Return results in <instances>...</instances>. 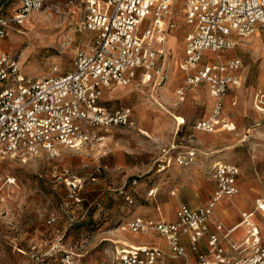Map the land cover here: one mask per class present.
<instances>
[{
  "label": "built area",
  "instance_id": "obj_1",
  "mask_svg": "<svg viewBox=\"0 0 264 264\" xmlns=\"http://www.w3.org/2000/svg\"><path fill=\"white\" fill-rule=\"evenodd\" d=\"M46 0H19L10 16L0 14V38L11 23H23ZM80 31L88 37L84 46H77L72 67L59 72L28 77L21 72L18 60L6 51L0 52V167L6 155L29 157L43 151L51 156L60 147L96 150L106 153V130L114 125H127L131 109L110 107L102 101V93L112 84L126 85L140 77L145 83L165 79V41L173 26L169 16L170 0H82ZM184 35L180 68L185 72L183 83L176 89L182 97L193 85L205 84L213 98V107L206 119L195 128L214 131L217 126L232 130L233 122L221 121L223 96L229 87L239 84L238 71L242 59L220 57L219 53L235 46L237 36L250 34L257 25H264V0H183ZM86 47V48H85ZM216 55L209 60L206 52ZM206 57V58H205ZM159 85V84H158ZM264 100V86L259 93ZM171 161L167 157L164 163ZM174 161L188 165L197 161L193 148L179 151ZM164 163L159 167H164ZM208 172L216 188L204 204L195 208L180 203L172 221L136 216L127 222L132 231H155L163 236L172 251L187 264L181 236H187L192 250L197 251L196 264H264V238L257 212L264 213V198L254 201L253 210L240 212L239 221L222 231L221 223L209 229L210 214L221 197L230 198L237 191L239 167L232 162L214 160ZM13 184L14 177H7ZM68 196L78 206L82 197V181H68ZM153 189L148 194H153ZM126 198L131 201L128 195ZM86 214V209L81 213ZM54 217L48 219L51 223ZM237 226L245 235L236 241L231 233ZM206 235L205 248L198 250V241ZM56 247L52 244L46 254ZM114 264H170L157 247L131 246L115 251ZM56 264H76L72 253L64 251Z\"/></svg>",
  "mask_w": 264,
  "mask_h": 264
},
{
  "label": "rangeland",
  "instance_id": "obj_2",
  "mask_svg": "<svg viewBox=\"0 0 264 264\" xmlns=\"http://www.w3.org/2000/svg\"><path fill=\"white\" fill-rule=\"evenodd\" d=\"M177 2L179 8L183 6V0ZM18 4L19 0H0V14L12 15ZM82 11V0H46L23 23H11L6 36L0 38V52L6 51L18 63L20 61L21 72L28 77L46 75L56 64L59 72H67L72 67L76 47L88 42V37L79 28ZM173 14L170 13L168 17L174 25L176 18ZM184 25L185 28L180 32L183 39L188 30L183 20ZM255 32L258 36L254 37ZM56 34L58 36L54 37ZM235 40L233 48L219 55L222 58L238 56L242 59L243 65L238 71L240 84L231 85L223 96L224 109L220 117L226 113L229 119H233L231 106L237 107L233 104L236 98L243 115H238L240 121L233 120L236 124L240 123L237 126L239 135L246 137L234 145L218 144L207 153L218 155L228 151V162L236 163L241 171H251L258 179L256 171L264 166V159H258L260 150L264 148V137L260 136L264 131L259 130L264 127V112H260L259 117L256 114L257 118L250 107V98L253 106L254 93L260 92L264 86V80L259 82L257 78L264 70V25L255 26L250 34L237 36ZM166 47H169L167 43ZM182 55L183 50L176 59L175 72L178 71L177 65L179 61L181 63ZM205 55L209 60L216 58L209 51ZM172 57L171 49L165 55L166 78L162 84L157 85L152 79L143 85L140 84V77H137L120 87L125 89V98L105 100L103 93L102 100L106 105L128 106L132 112L127 125H114L106 130L105 134L112 139L111 143L105 140L106 153L60 147L54 156L43 151L29 157L6 155L7 160L2 161L0 167V264H56L64 251L72 253L76 264H114V244L108 237H113L112 233L121 226L128 228L127 222L134 206L146 199L148 188L155 180L154 175L150 176L152 171L149 166L160 157L161 147L171 139L178 126L174 121L164 127L139 123L134 107L139 100L142 103H147L149 99L157 100L159 91L164 88L173 92L175 98L185 72L179 67L175 81L170 80ZM136 83L138 87H135ZM131 85L134 88H129ZM242 100L248 104L244 105ZM259 104L264 107V100ZM178 105L168 107L172 113L180 114L174 115L178 122H185L183 132L195 134V124L205 117L206 112L210 113L211 105L208 107L203 95L189 100L185 108ZM234 113H239L238 108ZM178 127L181 128V124ZM251 127L256 129L251 132ZM140 128L145 129L148 135L140 133ZM255 143L259 145L254 149ZM117 157L122 161L121 166L114 165ZM196 162L200 164V159ZM127 170L132 172L127 173ZM8 176L14 177L13 184L7 181ZM72 178L82 181V201L78 206L68 196L67 183ZM85 209L86 214L83 216L81 213ZM51 216L54 220L48 223ZM218 222L222 224L224 232L226 225L220 219L214 221ZM261 223L264 227V218ZM53 243L56 244L54 251L46 254Z\"/></svg>",
  "mask_w": 264,
  "mask_h": 264
},
{
  "label": "crops",
  "instance_id": "obj_3",
  "mask_svg": "<svg viewBox=\"0 0 264 264\" xmlns=\"http://www.w3.org/2000/svg\"><path fill=\"white\" fill-rule=\"evenodd\" d=\"M121 86L124 85H115L106 89L104 99H113L117 97L125 98V89L120 88ZM196 91H200L203 94L199 95ZM202 95L205 97L208 107L211 105L212 110L213 98L207 91L205 84L191 86L182 96L184 97L183 101H181L177 95H175V99L173 92L164 88L162 91H159L157 100L149 99L150 101H147V103L144 104H142V101L140 100L139 102H136L134 107L139 123L154 127H164L169 122L174 121L178 126L181 124V128L177 126L176 129H174L171 139L161 147L160 157L153 162V165L149 166L152 171L150 176L154 175L155 180L149 186L148 190L153 189V194L146 193V199L140 204L134 206L129 220L136 216H141L143 218H151L154 220L172 221L175 219L176 209L180 203H185L190 207L195 208L206 204L211 198L210 195H212V191L215 190L216 183L208 172V167L214 160L228 162L230 158L228 156V151H226L227 153L223 152L218 155H211L207 152L218 144L227 143L229 146L234 145L244 140L246 135L242 137L239 135L237 126L240 123L238 122L236 124L233 120L240 121L238 115H243L242 109L238 106L239 104L237 103L236 98L233 100V104H236L237 107L231 106L233 119H229V116L226 113L221 116L223 120L228 119L227 121L233 122L234 128L232 130L217 126L214 131L196 129L195 134L193 132H183L182 128L185 122H178L177 119L174 118V115L180 114L172 113L168 106H176L179 104L178 106L185 108L189 104V100H195ZM251 102L252 99L250 98V107L253 108ZM242 103L244 105L248 104L244 103L243 100ZM236 108L239 110L237 115L234 113ZM253 111L254 110L252 109V112ZM210 113L208 114V112H206L204 114L205 117H202L199 120L206 119ZM254 115L256 116V114ZM260 115H258V117ZM253 129L256 128H249L251 132ZM259 130L261 132L264 131V127ZM138 131L144 135H148V132L143 128L138 129ZM262 135L264 134H261L260 136L264 137ZM106 139L109 143L112 142L109 135H106L105 140ZM258 145L259 144L255 143L253 145L254 149ZM187 148H193L195 150L196 158L200 159V164L199 162H196L184 167L185 165L182 166L174 161V155L179 151H185ZM260 153L261 155L258 159H264V148L260 150ZM167 157H171V161L164 163V160ZM163 163L164 167H159ZM114 165H122V161L119 157L115 159ZM129 172H132V170H127V173ZM256 176L258 179H255L254 173L251 171H248L247 169L241 171V169H239L237 176L238 193L231 198H225L222 201H219V199L216 202L213 214L210 216L209 229L211 231L213 230L211 227L212 222L219 219L226 225V228L234 226L239 221L241 211L253 210L255 199L258 197L264 198V166L261 167L260 171H256ZM256 216L262 227L261 219L264 218V213L258 211ZM244 235L245 229L241 226L234 228L231 233V236L234 239H241ZM112 236L113 237L108 238H110L114 244L112 250L113 255L115 254V251H118L123 247L128 248L131 246L148 245L160 249L163 253V258L168 263L185 264L182 257L172 253L167 240L155 231H132L129 228L121 226L112 233ZM262 238H264V227H262ZM205 242L206 235L198 241L199 251L204 250ZM180 243L185 247L188 256L187 264H196L197 251L191 249L188 237L185 235L181 236ZM89 264H92V262Z\"/></svg>",
  "mask_w": 264,
  "mask_h": 264
},
{
  "label": "bare ground",
  "instance_id": "obj_4",
  "mask_svg": "<svg viewBox=\"0 0 264 264\" xmlns=\"http://www.w3.org/2000/svg\"><path fill=\"white\" fill-rule=\"evenodd\" d=\"M170 3H171V5H172V7H171V9H170V7H169V16H170V13H174L173 14V16L175 15V18H176V23L173 25V28H172V31H171V34H170V37L167 39V42L165 41V45H166V43H167V45L169 46V47H167L168 48V50H171L172 49V54H173V57H172V59L170 60L171 61V64L173 65V69L171 70V73H170V75H169V78H170V80L171 81H175V73H178V71H180L179 70V67H180V61L178 62V71L177 72H175V69H174V65H176V59L179 57V56H181V54H182V50H183V47H184V39H183V37H181L180 36V32L182 31V29H183V27L185 28V25L183 26V20L184 19H182V13H183V11H184V5L183 6H181L180 8H179V6H177V0H170ZM47 9V8H46ZM34 12H36V11H34ZM34 12H32V13H34ZM46 12V11H45ZM31 13V14H32ZM255 28V27H254ZM254 30V29H253ZM16 33V32H15ZM17 34V33H16ZM257 35V33L255 32L254 33V37ZM56 36H58L57 34L54 36V37H56ZM62 36V35H61ZM258 36V35H257ZM235 43H236V40L234 41ZM85 44V43H84ZM19 63H20V61H19ZM20 65V64H19ZM57 65V64H56ZM20 67V66H19ZM164 68H165V71H166V58H165V62H164ZM181 69V68H180ZM182 70V69H181ZM40 72V71H39ZM50 73H52V71H50ZM50 73H48V74H50ZM37 76H41V75H37ZM166 78V77H165ZM258 80H259V82H261L262 80H264V70H262L261 72H260V74L258 75ZM141 80V79H140ZM165 80V79H164ZM133 82V81H132ZM164 82V81H163ZM163 82H161V83H157L156 82V84L158 85H160V84H162ZM140 84H143V85H146V83L143 81V80H141L140 81ZM149 84V83H148ZM239 84H240V82H239ZM115 85H120V84H112L110 87H112V86H115ZM135 85V84H134ZM138 85L139 84H137L136 83V86L135 87H138ZM164 86V85H163ZM122 87V86H121ZM128 87V86H127ZM197 87V86H196ZM129 88H134L132 85L129 87ZM195 88V87H194ZM152 90V89H151ZM208 91V90H207ZM261 91V90H260ZM103 93H105V92H103ZM103 93H102V95H103ZM259 93L260 92H255L254 93V100H255V102H254V104H253V112H255V114H260V112H264V107H262V106H260V100H259ZM203 94V93H202ZM102 95H101V97H102ZM104 96V95H103ZM247 96H249V94H247ZM179 98H181V97H179ZM227 99V101L228 102H230L229 100H228V98H226ZM181 100H184V97H182V99ZM209 103V102H208ZM142 104H144V103H142ZM146 106V105H145ZM254 107H256L255 109H254ZM145 108V107H144ZM148 108V107H147ZM105 143H106V141H105ZM227 153V152H226ZM9 156H11V155H9ZM11 157H13V156H11ZM222 158V157H221ZM6 159V156L5 157H1V160H5ZM7 160V159H6ZM221 161V160H220ZM238 193V191L234 194V195H236ZM233 195V196H234ZM232 196V197H233ZM222 198V199H221ZM221 198H219L218 200L219 201H222L223 199H225L226 197H221ZM231 198V197H230ZM217 200V201H218ZM216 201V202H217ZM216 204V203H215ZM213 211H214V209H213ZM213 211H212V213L210 214V216L213 214Z\"/></svg>",
  "mask_w": 264,
  "mask_h": 264
}]
</instances>
